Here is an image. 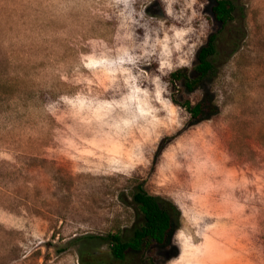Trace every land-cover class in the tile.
<instances>
[{
    "label": "rangeland",
    "instance_id": "obj_1",
    "mask_svg": "<svg viewBox=\"0 0 264 264\" xmlns=\"http://www.w3.org/2000/svg\"><path fill=\"white\" fill-rule=\"evenodd\" d=\"M233 2L224 26L215 0H0V264H81L69 241L130 229L140 184L180 210L143 264H264V0ZM214 32L189 92L171 74Z\"/></svg>",
    "mask_w": 264,
    "mask_h": 264
},
{
    "label": "trees",
    "instance_id": "obj_2",
    "mask_svg": "<svg viewBox=\"0 0 264 264\" xmlns=\"http://www.w3.org/2000/svg\"><path fill=\"white\" fill-rule=\"evenodd\" d=\"M235 3L233 0H215L212 13L222 25L234 20ZM222 40L221 32L212 33L206 44L197 55L193 75L185 70L172 72L173 81H181L189 92L200 87L202 82L215 72V60L221 53L219 48ZM234 51L239 47V36L231 40ZM191 113L195 120L208 118L218 111L210 100H199L195 103L185 100L179 103ZM132 205L138 214V221L130 229H120L104 235L83 234L74 236L69 243L78 246L81 264H105L107 260L97 255V250L105 244L109 247V256L113 264H143L140 262L150 247H165L171 244L172 237L180 223V210L170 200L147 192L143 185H137L132 192ZM140 259V260H139ZM148 264H155L149 258Z\"/></svg>",
    "mask_w": 264,
    "mask_h": 264
}]
</instances>
